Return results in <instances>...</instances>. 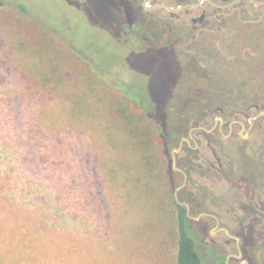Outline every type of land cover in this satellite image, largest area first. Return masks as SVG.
<instances>
[{
  "label": "rangeland",
  "instance_id": "obj_1",
  "mask_svg": "<svg viewBox=\"0 0 264 264\" xmlns=\"http://www.w3.org/2000/svg\"><path fill=\"white\" fill-rule=\"evenodd\" d=\"M114 2L0 0V264L177 262L171 182L177 143L169 135L177 126L191 127L180 116L204 112V94L190 89L188 69L173 79L176 65L140 44V27L134 22L131 28L121 0ZM159 2L175 6L178 0ZM159 14L147 28L163 47L175 46L163 27L172 17ZM20 72L37 76L39 88ZM172 79L178 85L168 91ZM205 93L213 103L214 92ZM170 101L174 117L162 133L140 105L154 111L156 103ZM133 112L137 144L127 126ZM194 136L200 153L190 157L184 149L188 166H217L203 136ZM252 144L236 141L217 151L223 165L235 169L240 188L223 186L222 177L215 181L209 167L193 175L204 187L196 194L212 209L239 210L238 217L249 209L232 195H248L247 185L261 181L264 143Z\"/></svg>",
  "mask_w": 264,
  "mask_h": 264
},
{
  "label": "flooded vegetation",
  "instance_id": "obj_2",
  "mask_svg": "<svg viewBox=\"0 0 264 264\" xmlns=\"http://www.w3.org/2000/svg\"><path fill=\"white\" fill-rule=\"evenodd\" d=\"M125 1L128 8L120 3V11L127 18L131 14L134 16V22L141 30H137L140 44L144 43L153 52L157 50L166 55L176 65L172 69L173 79L177 72L188 69L194 78L188 83L190 87L192 85L190 89L197 87L196 90L204 94L200 104L205 106L204 112L193 119L186 115L180 116L183 122H191V127L177 126L169 135L177 143V148L171 153L175 217L185 215L188 219L189 229L195 239L194 250L200 258L199 264H264V170L261 172V181H251L247 185L250 194L232 195L237 201L250 203L242 217L237 216L239 210L231 212L227 207L222 210V206L218 211L209 207L205 197L196 194L199 188L204 187L193 178L204 167H209L206 170L215 181L222 177L223 186L228 183L240 188L242 184L236 185L235 169L224 166L217 151L228 149L236 141L264 143V0H178L175 6L155 3L156 0L147 6V0ZM157 4L174 9L198 5L187 7L179 13L163 8L147 9ZM162 10L172 17L169 22L164 20L163 27L168 28L172 40L177 39L173 42L175 46H181L186 52L176 50L174 44L169 45L168 42L163 47L165 42L157 41V37L147 28L153 29L152 25L155 19L161 18L159 13ZM129 25L132 28L133 24ZM157 44L161 46L160 49ZM201 78L206 87L202 85ZM173 79L168 91L178 85ZM205 90L214 92L213 103H208ZM156 104L159 107L161 105ZM168 117L172 119L174 115ZM194 134L203 136L217 166L211 161H208L209 166H188L191 154L200 153V144ZM184 149L190 151V157L184 154ZM240 150L243 154L247 153L243 146ZM177 155H181V158L178 159ZM174 158L176 165H183L174 167ZM255 173L252 175L255 176ZM213 205L220 204L217 202ZM229 216L230 220L226 222L224 219ZM246 219L251 230L245 242L242 232L245 231ZM238 220H241L239 225Z\"/></svg>",
  "mask_w": 264,
  "mask_h": 264
},
{
  "label": "trees",
  "instance_id": "obj_3",
  "mask_svg": "<svg viewBox=\"0 0 264 264\" xmlns=\"http://www.w3.org/2000/svg\"><path fill=\"white\" fill-rule=\"evenodd\" d=\"M121 3H123L125 7H127V2L125 0H121ZM129 12L131 13L130 10ZM129 21L130 23L135 25L134 16H132V14L131 17L129 18ZM20 76L24 77L25 80L28 78L30 85L35 83V87L37 89L39 88V85H37L38 84L37 76H34L33 74H30L28 72L26 73L20 72ZM122 86L124 85L122 84ZM172 102H174V100ZM169 104H171V101L166 105L156 107L154 111L151 110V107H149V105H140L147 112V118L151 120L153 119L157 123V128L159 132L162 133L163 131L165 132V124H169V120H171V117L168 116H171L172 113L174 112V107ZM127 126L130 131L129 132L130 136L137 144V113L136 112H133L128 115ZM142 135L146 136V133H142ZM174 205H176V203ZM174 211L176 214V209ZM176 221L178 226V255H177L176 264H199L200 258L196 253V251L194 250L195 239L194 236L192 235V232L189 229L190 223L188 219L186 218L185 215H181L179 218L176 217Z\"/></svg>",
  "mask_w": 264,
  "mask_h": 264
},
{
  "label": "water",
  "instance_id": "obj_4",
  "mask_svg": "<svg viewBox=\"0 0 264 264\" xmlns=\"http://www.w3.org/2000/svg\"><path fill=\"white\" fill-rule=\"evenodd\" d=\"M153 0H147L146 2H145V6H147V4H149L150 2H152ZM202 1H200L199 3H201ZM198 3V4H199ZM198 4H193V5H190V6H184V7H181V8H178V9H174V8H172V7H170V6H168V5H165V4H157V5H155V6H153V7H149V8H147L148 10H155V9H167L168 11H170V12H173V13H179V12H181L182 10H184L185 8H187V7H194V6H197ZM173 166L175 167L176 166V159L174 158V160H173Z\"/></svg>",
  "mask_w": 264,
  "mask_h": 264
}]
</instances>
